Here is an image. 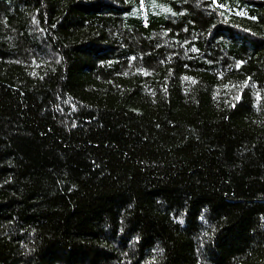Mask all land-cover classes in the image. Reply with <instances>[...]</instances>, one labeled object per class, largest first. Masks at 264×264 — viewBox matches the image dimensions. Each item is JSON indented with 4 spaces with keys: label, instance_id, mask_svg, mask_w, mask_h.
Instances as JSON below:
<instances>
[{
    "label": "trees",
    "instance_id": "obj_1",
    "mask_svg": "<svg viewBox=\"0 0 264 264\" xmlns=\"http://www.w3.org/2000/svg\"><path fill=\"white\" fill-rule=\"evenodd\" d=\"M0 264H264V0H0Z\"/></svg>",
    "mask_w": 264,
    "mask_h": 264
}]
</instances>
